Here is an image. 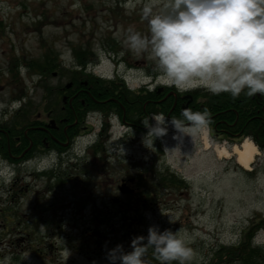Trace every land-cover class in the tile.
I'll return each mask as SVG.
<instances>
[{
	"label": "rangeland",
	"instance_id": "rangeland-1",
	"mask_svg": "<svg viewBox=\"0 0 264 264\" xmlns=\"http://www.w3.org/2000/svg\"><path fill=\"white\" fill-rule=\"evenodd\" d=\"M130 26L147 32L140 5L133 7V0H0V115L3 110L13 114L30 101L34 107L29 117L36 116L43 107V86H63L72 70L81 71L74 65L75 55L82 51L90 52L94 62L83 73L105 77L117 73L124 75L130 86H136L146 74L157 78L149 52L129 47ZM49 53L61 64L58 75L49 72L39 76L36 70L25 67L27 61H39ZM11 61L17 63L14 73L9 71ZM23 95L21 105L12 103L13 98ZM166 127L167 132L154 139L134 130L125 140L119 136L123 139L119 142L114 134L120 135L122 130L114 125L113 134L106 139L107 147L99 154L86 145L92 140L88 138L65 153V163L55 169L56 164L49 166L43 159L39 169L69 171L72 180L69 197L53 202L62 219H55L49 228L31 226L26 218L19 217L27 205L17 203L16 186H11L14 172H3L7 182L0 183V260L10 258L6 264H110L106 252L113 246L99 236L101 224L90 219L93 207L101 210L105 207L101 200L114 197L128 205L134 220H139V224L132 219L122 223L127 225L129 237L118 243L125 249L134 235L146 234L153 224L160 229L187 230L192 235L191 264H210L220 245L239 243L251 221L264 216V151L257 147L246 170L233 154L218 157L214 148L231 150L230 143L212 140L205 126L197 135H191V129L183 133ZM33 167L28 165L29 170ZM138 173L143 174L142 186L148 185L144 188L150 190L144 198L146 202L152 199V203L139 200V189L130 195L117 191L121 177ZM160 174L182 182L160 188L158 196L153 184ZM31 196L33 192L28 191L22 200ZM82 196L86 203L79 205ZM138 213L140 216H134ZM253 243L264 248V228L256 232ZM66 250L69 255L65 259ZM26 252L27 257L21 259Z\"/></svg>",
	"mask_w": 264,
	"mask_h": 264
},
{
	"label": "clouds",
	"instance_id": "clouds-1",
	"mask_svg": "<svg viewBox=\"0 0 264 264\" xmlns=\"http://www.w3.org/2000/svg\"><path fill=\"white\" fill-rule=\"evenodd\" d=\"M136 4L147 32L130 26L127 43L135 51L149 52L157 83L178 92L203 87L232 97L241 92L264 95V0H133ZM210 119L209 111L191 108L167 120L162 113L151 114L145 117L144 135L154 139L166 133L168 122L188 133L183 131L187 122L190 134L197 135ZM45 160L53 166L56 153L49 152ZM6 182L0 173V183ZM192 239L187 230L153 224L146 234L134 235L127 249L120 243L108 249L106 259L110 264H191ZM68 255L66 250L65 259Z\"/></svg>",
	"mask_w": 264,
	"mask_h": 264
},
{
	"label": "flooded vegetation",
	"instance_id": "flooded-vegetation-1",
	"mask_svg": "<svg viewBox=\"0 0 264 264\" xmlns=\"http://www.w3.org/2000/svg\"><path fill=\"white\" fill-rule=\"evenodd\" d=\"M66 82L65 88L58 87L61 103L57 113H53L52 107L43 109L25 125L14 124L16 111L10 117L0 118V159L16 165L11 186H16L17 203L22 207L27 205V211H20L19 217L26 218L25 222L31 226L49 228L55 219H62L53 202L56 198L65 201L69 197L70 173L46 171L38 165L51 151L69 150L77 130L97 128L95 144L101 152L113 134L114 125L122 130V134H114L115 139L123 142L120 138L125 140L126 134L134 130L143 134L147 131L144 125L147 116L162 113L167 120V117H178L182 108H191L210 112L211 119L205 127L212 140L231 145L248 137L259 147L264 144V95L260 93L249 96L241 92L232 97L228 92L214 94L203 87L178 92L175 87L154 85L142 79L136 86H130L118 76L74 77ZM167 125L176 129L170 122ZM184 129H190L187 122ZM56 148L63 150L57 152ZM29 164L34 166L32 170L28 169ZM122 179L126 178L121 177L119 181ZM77 180L83 182L81 178ZM126 183L133 190L137 188L135 182ZM28 191L33 196L22 200ZM84 199L80 198L79 205L86 203Z\"/></svg>",
	"mask_w": 264,
	"mask_h": 264
},
{
	"label": "trees",
	"instance_id": "trees-1",
	"mask_svg": "<svg viewBox=\"0 0 264 264\" xmlns=\"http://www.w3.org/2000/svg\"><path fill=\"white\" fill-rule=\"evenodd\" d=\"M44 58L45 59H43L42 61L29 63L30 68L32 70H36L39 74L49 73L54 68H56L57 62L54 61V58L51 57L50 53ZM75 58L78 66H84L90 58V52L87 54L82 51L80 52V54L75 55ZM78 73H80L78 76L85 75L81 71L73 72L74 75ZM43 89L44 93L48 94L44 97L45 109L47 110L49 107L53 106V112L59 111L58 107L60 102L57 97V91L53 90L50 92V88L48 85H44ZM33 107L34 106L32 103H30L27 107L24 106L22 108V114H19V116L16 115V117L13 119L14 124L22 123V125H25L27 122H29V115L33 112ZM261 147L264 151V144ZM139 180H143L142 175L139 176ZM163 180H167V178L165 176L161 177V175H159L157 185H159ZM173 180L174 179H170L172 183L174 182ZM149 193L150 190H148V188L141 191V193H138L137 195L141 197L139 200L143 201L142 199L144 198V196H147L146 194ZM156 194H158V192H156ZM103 203L105 204V207L101 210H96L94 209L95 207H93L91 221L95 222L96 219H100L99 223L103 228L101 229L102 231H100L99 236L102 240L104 239L109 247H111L115 246V243H118L119 241H126L128 239L129 235L127 234V225L122 223H124L125 220H128V222H130L131 219L134 220V217L133 214L129 213V209H127L129 207L128 205L124 204V202L121 204H115L108 201H103L102 204ZM136 215L140 216V213L135 214L134 216ZM134 221L136 222V224H139V220L137 218H135ZM260 228H264V217L262 216L251 221L246 230L243 231V235L239 243L233 245H220L214 251L210 264H215L217 261H223L224 264H264V248L252 243V236ZM106 231L112 236H107ZM214 259H216L215 262L213 261ZM153 264H158V262L153 260ZM173 264H175V262H173Z\"/></svg>",
	"mask_w": 264,
	"mask_h": 264
},
{
	"label": "bare ground",
	"instance_id": "bare-ground-1",
	"mask_svg": "<svg viewBox=\"0 0 264 264\" xmlns=\"http://www.w3.org/2000/svg\"><path fill=\"white\" fill-rule=\"evenodd\" d=\"M218 157H229L231 154L235 156L236 162L243 168L250 169V164L257 154V148L249 139L244 140L241 144H234L231 150H227L224 146L215 147Z\"/></svg>",
	"mask_w": 264,
	"mask_h": 264
},
{
	"label": "water",
	"instance_id": "water-1",
	"mask_svg": "<svg viewBox=\"0 0 264 264\" xmlns=\"http://www.w3.org/2000/svg\"><path fill=\"white\" fill-rule=\"evenodd\" d=\"M130 180H132V179H130ZM118 188H119V190L121 191V192H128V187L125 185V183H122V184H120L119 186H118Z\"/></svg>",
	"mask_w": 264,
	"mask_h": 264
}]
</instances>
